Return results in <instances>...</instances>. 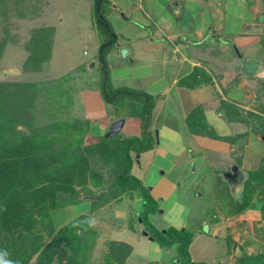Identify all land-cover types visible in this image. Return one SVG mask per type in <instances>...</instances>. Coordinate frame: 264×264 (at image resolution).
<instances>
[{
    "label": "rangeland",
    "instance_id": "obj_1",
    "mask_svg": "<svg viewBox=\"0 0 264 264\" xmlns=\"http://www.w3.org/2000/svg\"><path fill=\"white\" fill-rule=\"evenodd\" d=\"M219 1L225 4L224 16L209 17L218 26L215 32L219 38L217 40L214 37L215 41H227L230 44L227 50L229 52L233 51L232 46H236L240 58L248 56L264 60V19H261L264 17V0ZM108 8L109 6L107 11ZM2 11L0 8V16ZM21 11L26 16L20 17L15 4L10 3L8 24L0 26V42L6 41L0 58V81H36L44 83L43 86L50 84L51 97L55 102L51 108L57 109V114L67 113V116L80 119L87 125L85 145L97 143L103 136L110 138L116 135L114 139L137 135L141 137L143 122L140 124L141 120L127 115L141 112L139 98L125 97L124 103L117 105L103 101L102 66L98 52L107 36L96 24L95 0H27ZM107 16L116 33L120 34L121 43H125L124 40L128 41V38H132L133 33H136L135 27H129L125 18L114 10L108 12ZM205 19L208 23V18ZM47 26H54L58 30L54 58L44 63L46 67L44 66L42 71L25 70L24 63L29 54L27 42L33 30ZM130 32L129 37H123V34ZM128 45H132V42L129 41ZM206 46L207 48L204 49L203 46L202 50L207 53L212 45ZM136 48L139 65L134 69L122 63L120 58L117 61L114 56L110 57L109 69L113 86L144 89L149 93L169 87L174 78L173 72L166 73L164 80L158 81V69L154 70L156 76L149 74V65L144 62L146 52L144 53L142 44ZM151 70L153 71V68ZM236 70L230 79L222 74L219 68L221 75L216 81L221 97L227 95L232 86L239 88L237 92L242 99L240 102L236 101L240 104L238 108L242 110V116L247 119L246 124L241 127L238 124H235L236 127H228L224 121L216 122L218 134L232 139L236 137L235 141L206 139V142L199 140V143L195 138L192 142L182 119L184 109L188 110L191 102L186 101L181 111L178 99L171 97L163 103L161 113L155 117L154 124L159 131L160 145L154 150V156H146L143 160L146 170L142 176L145 178L146 187L149 190L150 187L153 188L151 194L159 201L158 210L149 216L150 222L162 231L169 228H186L191 232H199L204 229L205 233L198 234L200 236L197 239V234H194V244L189 250L193 261H205L209 264H242L240 259L244 255L264 252V220L260 210L248 209L242 214H229L232 207L231 196L240 199L242 188L238 192L237 183L228 181L225 175L236 165L241 172L238 184L243 187L248 172L260 167L264 158V80L245 75L241 72L239 64H236ZM185 72L186 68L179 77L184 76ZM144 73H147L144 79L140 78ZM153 79L157 80L155 85L152 84ZM98 80L99 86L96 83ZM88 87H91L89 92ZM175 87L176 85L173 86L174 92ZM175 101L179 104L177 107L172 104ZM217 109L223 112V103ZM227 115L231 117V111ZM217 116L222 119L225 114L219 112ZM119 120H124V124L126 121L127 126L124 130L123 126L119 132L112 134V126ZM149 120L152 125L153 110ZM243 129L244 131H240ZM148 130L155 135V128L149 126ZM183 152L185 155L180 156ZM189 154L193 155L192 161L185 160L190 157ZM132 155L136 162L139 154L132 152ZM108 168L98 170L104 174L103 179L111 181L113 176ZM89 187L98 195L106 191L109 185L97 187L89 184ZM95 195L84 192L79 203L67 205L54 214L57 228L77 216L90 214L91 225L97 232L93 238L91 264H105L104 256L111 246L109 242L122 240L133 246L127 264H182L179 258V261L176 260L179 254L177 244L165 248L157 241L151 240L150 234L144 233H150V230L141 221V209L144 204H140V197L135 195V204L134 200L132 204L128 196L123 197V201L117 198L93 211ZM131 224L137 232L130 230Z\"/></svg>",
    "mask_w": 264,
    "mask_h": 264
},
{
    "label": "trees",
    "instance_id": "obj_2",
    "mask_svg": "<svg viewBox=\"0 0 264 264\" xmlns=\"http://www.w3.org/2000/svg\"><path fill=\"white\" fill-rule=\"evenodd\" d=\"M26 1L0 0L3 10L0 26L8 24L10 3L15 4L20 17L26 16L21 11ZM109 5V0H95L96 24L107 36L98 52L102 66V98L114 105L124 103L125 97L139 98L141 112L126 113L142 119V136L125 139L103 136L99 142L85 145L87 125L67 113L57 114V109L51 108L55 102L50 84L0 81V264H91L93 238L97 232L91 225L90 214L77 216L59 228L54 222V214L67 205L79 203L84 192L95 195L89 184L109 185L106 191L94 196L93 211L114 199L135 198L136 195L144 201L141 221L149 228L151 237L165 248L177 244L176 260L179 258L182 264H209L192 259L189 249L194 232L186 228H169L164 232L150 222L149 216L158 210L159 202L142 180L131 173L132 152L140 154L155 146V135L148 130L155 97L142 90L113 86L107 55L117 43L118 35L106 13ZM53 34V27L33 30L27 42L29 56L24 63L25 70H42L43 63L51 57ZM262 43L264 45V36ZM5 45L6 41L2 40L0 58ZM195 74L191 73L187 80L194 79ZM203 74V81H211V76L205 71ZM184 81H180L182 85L187 83ZM241 115L234 106L229 118L244 122ZM187 125L194 134L229 142L236 140V137L219 136L207 124L200 106L189 114ZM262 162L260 167L248 172L240 199L231 196L230 215L258 209L264 220V158ZM104 167H109L111 181L103 179L104 174L98 170ZM262 229L264 237V226ZM109 244L105 264H127L133 246L125 241ZM240 262L264 264V252L244 255Z\"/></svg>",
    "mask_w": 264,
    "mask_h": 264
},
{
    "label": "crops",
    "instance_id": "obj_3",
    "mask_svg": "<svg viewBox=\"0 0 264 264\" xmlns=\"http://www.w3.org/2000/svg\"><path fill=\"white\" fill-rule=\"evenodd\" d=\"M109 1H110V5L107 14L108 12L110 13L111 10H114L115 12H117V14L125 18L124 20L129 25V27L130 26L135 27L136 33H133L134 36L132 38H128V41L124 40L125 43H121L120 34H117L118 41L114 45V47H112V49L107 55L108 64L111 63L110 57L114 56L117 61H119L120 58L122 63H125L128 66H130V69L131 67L133 69L135 67H138L139 63L137 61V56H136L137 53L136 47L139 44H142L143 51L144 53L146 52L144 54L146 59L144 62H146V64L149 65L148 66L150 71L149 74L153 75L155 68L158 69L159 71L158 76L154 74L158 78V81L164 80L165 74L168 72L172 71L174 74V78L172 80V83L169 85V87L152 90L151 93L145 91L144 89L142 90L154 96L156 100V104L153 108L152 125H150L151 128H155L156 130L155 133L156 140H155V146L152 149L139 154V159H137V161L136 162L134 161L133 163L131 173L134 174L139 179H141L143 184L146 186L145 178L144 176H142L143 172L146 170V168L143 166V160L146 156L151 157L155 153L154 150L156 149V147L160 145V141L158 138L159 131L157 125H155L154 123L156 121L155 117L161 113L163 103L171 97H173V99L177 98L180 105L177 104L176 101L172 104L176 107L177 105H179L180 110L182 111V107H185L184 106L185 102L186 101L191 102V105L189 106L190 108L188 110L184 109L182 119H183V123L186 125V129L188 130L187 133L191 136L192 142L195 141L194 140L195 138L198 139L197 142H199L200 140L202 143L206 142L207 141L206 139H211L210 141L216 139L208 136L194 134L189 130L187 125L188 114L190 111L192 112V110L197 108L198 106L202 108L207 124L211 128H213L217 134H218V131L216 130L217 120L224 121V123H226L228 127H231V125L236 127L235 124H238L239 127L243 126V124H246L247 122V119H245L244 116L241 115L245 119L244 122H238V121H231V119L227 115L229 110L231 111L234 110V106H236L237 109L242 114V110L238 108L240 104H238L236 101L238 100L240 102V99H242L241 96L239 95V92H237L239 88L237 89V87L232 86V88L227 91V95H223L221 97L219 84L216 81L219 80L221 75V73L219 72V68L222 71V74H224L225 76L231 79V76H233V74L237 71L236 64L241 65V62L243 60L254 57L247 56L244 57L243 60L239 61L241 58H240L239 50L237 49L236 46H232L233 48L232 51L233 53H232L227 51L228 48H230V44L227 41L223 43L221 42L218 43L215 41L216 39L218 40L219 38L217 37L215 32L216 30H218L217 28L218 26L215 25L214 20L211 18L209 19V17L218 18L220 16H224L223 13L225 11V4H221L219 0H109ZM204 17L208 18L209 20L208 23L205 21L206 19ZM215 21L218 20L215 19ZM47 27L54 28V34L52 37L53 42H52L51 57L49 58L53 60L54 53L56 51V39L58 35V30L54 26H47ZM129 34H131V32L127 34H123V37L125 38L129 37L130 36ZM214 37L216 39H214ZM129 41L132 42V45H128ZM206 44L212 45L211 48L209 49V52L207 53L206 51L202 50L203 46L204 49L207 48ZM124 48L128 49L126 55L121 53V50H123ZM44 63L42 69H45ZM94 63H92L91 66H93ZM152 68L153 71L151 70ZM159 68H162V70H159ZM185 68H186V72L184 73V76L179 77V74H181V72ZM217 69L218 71H215ZM203 71H205V73L211 76V81L209 82L203 81L204 80V78H202L204 77ZM193 72L197 74V76L195 74L194 79L190 80L193 86L189 85L188 83L189 80L187 79L185 80L187 81V83H184L183 85L181 84V82L179 83V80L184 81L183 78H188L189 75ZM146 74L147 73L142 74L140 78L144 79V76ZM245 75L251 76L248 74ZM97 77H98L97 79H99V76ZM223 78L224 77H222V79ZM92 79L94 78L92 77ZM99 80L96 81L98 86L100 85ZM155 83H157V80L153 79L152 84L155 85ZM174 85H176L175 92L173 88ZM90 88L91 87H88L87 92H89ZM221 103H223L225 107V110L223 112L221 110L218 111L219 109H217L221 105ZM219 112L224 113L225 117H222V119L219 118L217 116V113ZM135 118L138 121L141 120L139 122H141L140 124H142L143 121L140 117L135 116ZM123 126H124L123 130H124L127 126L126 121ZM240 131H244V129ZM216 140H221V139H216ZM182 154H184V152L181 153L180 156H183ZM192 156L193 155L189 157L190 159L185 158V160L192 161ZM141 165L143 167H141ZM150 188L152 193L153 188L152 187ZM128 199H131L132 204H133V200H134V204L136 203L135 198L128 196ZM139 200H140V204L142 203L143 205V199L141 198ZM127 205L131 209H133L129 204ZM143 209H141V211H143ZM153 214L154 213H151L150 216ZM130 230L137 232V229L135 228L132 229L130 228ZM200 231L196 233L197 237H195V239H197L200 236L198 234L202 232L205 233L204 230H202L201 232ZM193 244L194 241L191 243L190 249L193 246Z\"/></svg>",
    "mask_w": 264,
    "mask_h": 264
},
{
    "label": "flooded vegetation",
    "instance_id": "obj_4",
    "mask_svg": "<svg viewBox=\"0 0 264 264\" xmlns=\"http://www.w3.org/2000/svg\"><path fill=\"white\" fill-rule=\"evenodd\" d=\"M243 58H241L240 61L243 60ZM240 70H241V72H243L245 74H248V75H251V76H255V77H258L259 79H263L264 80V60H259V59H256V58H248V59H246V60L241 62ZM234 166L235 165L232 166L231 172H228L225 175V178L228 181L232 182V183H237V187H239L238 188V192H239L241 190V188H242L241 185L238 184V182L240 181V173L241 172H239V170H237L236 173L234 174V172L232 170ZM232 172H233V174H232ZM150 191H151V189H150ZM241 195H242V193H241ZM143 204H144V201H143ZM183 229H185V228H183ZM197 232H194V234L196 235ZM144 233H148V232H144ZM150 239L151 240H155L153 237H151ZM193 240H194V238H193Z\"/></svg>",
    "mask_w": 264,
    "mask_h": 264
},
{
    "label": "water",
    "instance_id": "obj_5",
    "mask_svg": "<svg viewBox=\"0 0 264 264\" xmlns=\"http://www.w3.org/2000/svg\"><path fill=\"white\" fill-rule=\"evenodd\" d=\"M127 52H128V49L127 48H124L122 50V53L124 55H126ZM123 125H124V120H119L118 122H116L115 124H113V126H112V134H115V133L119 132L122 129ZM232 170H233L234 173H236V171L238 170V167L235 165ZM145 234H147V233H145ZM178 261H179V259H178Z\"/></svg>",
    "mask_w": 264,
    "mask_h": 264
}]
</instances>
